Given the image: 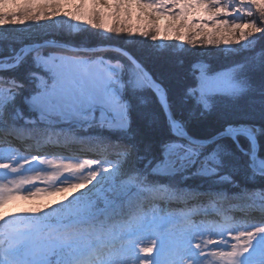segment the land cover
Listing matches in <instances>:
<instances>
[{"label": "rangeland", "instance_id": "rangeland-1", "mask_svg": "<svg viewBox=\"0 0 264 264\" xmlns=\"http://www.w3.org/2000/svg\"><path fill=\"white\" fill-rule=\"evenodd\" d=\"M22 1L0 0V38L23 43L11 53V58L19 55L25 45H30L38 31L63 19V24L71 31L93 30L100 35L124 39L134 47L184 53L193 61L197 59L192 65L197 80L192 94L203 107L202 92L208 105V96L213 94L237 100L248 94L255 97V103H264V31L248 35V29L234 27L255 22L264 29V17L257 12L252 0H27L26 6L40 4L56 16L17 21L19 16L10 15L16 14ZM133 4L136 5L134 10L129 7ZM205 4L208 11L201 14ZM218 8L227 11L217 14ZM7 12L10 15L1 19ZM9 18L12 21H6ZM176 18L179 20H172ZM166 24L178 26L170 29ZM181 35L185 36L184 40L179 39ZM225 39L229 42L225 43ZM35 50L30 51H34L33 58L44 74L36 78L35 92L32 91L33 95L25 104L27 112L38 115L18 121L11 125L13 128H5L8 132H0V165L10 163L18 167L17 171H12L0 166V225H10L19 234L16 241L8 240L0 228V243H4L0 247V264H223L219 254L230 251L232 244L244 246L251 240L259 246L264 234H257L255 239L245 229L255 233L253 226H264V211H261L264 200L256 201L255 207L244 208L242 212L230 208L229 204L224 209L215 207L212 199L200 194L193 201L199 208H179V201L190 202L193 197L180 195L173 200L163 199L155 188L149 187L147 191L138 187L136 193L115 202L118 205L135 202L136 209L139 208L137 213L125 215L124 222L101 218L106 207L97 209L99 197L120 188L124 162L111 155L98 161L95 153L72 152L71 142L80 136L73 131H58L56 127L68 126L69 122L85 124L91 109L101 107L112 120L97 125L122 129L126 125L124 88L142 93L148 87L135 68L126 66L123 68L125 82L123 69L115 60L58 51L42 54L40 49ZM246 55L243 60L242 56ZM232 60L237 62L226 64ZM4 61L0 60V65L5 64ZM13 91L16 96L22 94L19 88ZM11 97L12 93L0 86V106ZM241 126L253 127L251 132L255 137L259 132L253 123L226 128ZM99 133L97 131L93 137L98 138ZM238 137L233 140L240 149ZM241 137L246 139L248 150L241 148L240 151L249 157L252 143L249 138ZM86 140L95 141L94 138ZM32 142L37 150L30 145ZM219 155L220 151L204 153L196 173L217 176L205 165L204 159L217 165ZM193 157L194 153L172 143L154 169L162 175L178 176L190 168ZM248 160L250 166V157ZM258 163L264 168V161ZM234 194L235 198L246 196L240 191ZM167 196L170 197L171 192ZM220 211L231 217L230 227L223 230L216 227L225 223ZM17 212L24 213L23 219L16 216ZM91 214L94 215L89 218ZM78 217L82 218L77 222ZM161 217L166 218V222L154 231V223ZM185 237L188 251L181 255L174 241ZM197 244L200 249L195 248ZM24 245L27 248L17 257ZM149 247L153 252L146 254L143 249ZM242 258L254 259L256 253L253 251L252 257L245 254Z\"/></svg>", "mask_w": 264, "mask_h": 264}, {"label": "trees", "instance_id": "trees-1", "mask_svg": "<svg viewBox=\"0 0 264 264\" xmlns=\"http://www.w3.org/2000/svg\"><path fill=\"white\" fill-rule=\"evenodd\" d=\"M26 3L27 0L20 2L15 11L16 14L10 15V12H7L1 19L8 17V15L11 17L14 15L13 17L19 16L16 19L17 21L28 18L32 21L33 18L45 20L56 16V14L47 12L40 4L31 7L30 4L26 6ZM62 20L60 19L57 24L38 31L30 40V44L52 41L75 47L119 46L128 51L145 68L154 81L162 86L172 114L191 137L208 138L224 130L228 125L239 126L253 123L259 129L256 135L258 158L264 161V103L262 105L255 103L253 95L246 94L240 100H237L225 95L213 94L208 96L210 98L208 107H203L198 102V97L192 94V91L196 90L197 86L196 75L193 72L192 65L197 62V59L193 61L191 56L182 52L181 55H178L165 50L159 51L157 48L134 47L130 42H125L124 39L113 37L112 35H100L93 30L71 31L63 24ZM6 21H12V19L9 18ZM20 44L11 43L7 37H1L0 60L4 61L7 58H11V53L15 52ZM54 51L63 52L64 54H81L90 58L102 57L109 61H118L121 69L125 66L130 67V69L134 68L122 54L112 50L90 52L81 50L69 51L59 47H43L40 53L47 54ZM33 55L34 53L30 52L20 59L17 65L0 70V86L12 91L19 88L22 91V94L18 96L15 93V97H13L15 106L12 109H8L6 113L7 120L13 119L11 115H13L15 107L18 109L25 107V100L35 90L36 78L44 74L43 69L39 66L38 61L34 60ZM247 56H242V59L244 60ZM15 60L16 57H13L8 61H4V63L8 64ZM234 60L226 64L232 65L236 63L237 61ZM125 71L123 69V79L126 76ZM122 78L120 76L119 79ZM124 81L126 82L125 79ZM122 98L125 100L124 110L127 127L122 129H110L108 127L98 129L102 131V137L104 138H98L97 144L103 145L102 147L107 149L108 155H112V158L124 162L125 165L124 173L121 176V184H119V187H121L118 190L107 192L106 196L108 199L109 197H118V202L136 193L138 186L135 185V181H138L139 186L143 189L149 187L153 189L155 187L158 191L160 190L159 193H162V196L171 191L174 198L180 195L189 196L191 191L184 189L190 187L189 185L202 186L208 190L223 186L233 191L242 189L246 193L243 199L247 200V202L264 197V186H262L264 185V175L252 172L249 166L248 154L240 151L241 148L248 150L245 138L238 137L240 149L230 137H221L206 146L191 145L173 133L159 98L152 90L145 88V91L141 93L135 90L131 91L125 87ZM85 143V145H81L80 149L82 151L87 150L88 146L95 144ZM172 143H180L196 153L192 166L178 176L176 174L158 175L154 167L161 163L166 147ZM210 151H220L218 158L220 164L213 165L210 160L204 159L206 163L216 169L217 176L197 174L198 160L203 159V154ZM217 196L221 198L220 203L228 197L224 193H220ZM212 200L215 201L214 199ZM237 200V198H233V201ZM104 207H106L104 209L105 214L101 218L110 222L114 219L124 222L125 215L133 211L137 213L139 209H136L137 203L135 202H128L122 205L116 203V208L113 211H109L111 207H108V205L101 208ZM16 216H20V219H23L24 213L17 212ZM2 227L3 224L0 225V228Z\"/></svg>", "mask_w": 264, "mask_h": 264}, {"label": "water", "instance_id": "water-1", "mask_svg": "<svg viewBox=\"0 0 264 264\" xmlns=\"http://www.w3.org/2000/svg\"><path fill=\"white\" fill-rule=\"evenodd\" d=\"M45 46H58V47L64 48V49L69 50V51L81 50V51L95 52V51H102V50H112V51H116V52L122 54L133 65V67L138 72V74L140 75V77L142 78L144 83L147 85V87L150 90H152L154 92V94L160 99L161 104H162L163 109L166 113V116L168 118V121L170 123V126L172 128L173 133L175 135H177L179 138H182L183 140L189 142L190 144H193L196 146H206L207 144H209V143H211V142H213V141H215L221 137H230V138H232V140L236 137V135L237 136L241 135V136L247 137L242 132L241 128H233L235 130L234 132H228L227 128H226L228 126H226L224 130H222L219 133H217L213 136H210L208 138H193V137H191L184 130V128L180 124V122L172 114V112L169 108L168 102H167V97H166L165 91L162 88V86L154 81V79L149 75V73L145 70V68L128 51H126L125 49H123L119 46H116V45H97L94 47H75V46H72L69 44L60 43V42L57 43V42H52V41L33 43L30 45H25L24 50L22 51L21 54H19L16 57L15 61L8 63V64L0 65V70L1 69H8V68H11V67L17 65L18 62L20 61V59H22L26 54L31 52L30 51L31 49H36L35 51H37L38 49H41V47H45ZM161 97H163V100L161 99ZM12 108L13 107H12V103H11L6 107L7 112H8V109H12ZM15 108L16 109H14V111L12 113L13 115H11L14 123H17L18 121H22L26 117L31 118L32 115H35V114L38 115L36 112H27L26 111V104H25V107L23 109H18L17 107H15ZM6 117H7V115H6ZM111 120H112L111 117L108 116L107 112L103 108L94 107L93 109H91V116L85 122V124H81L78 122H69L68 126H59V127H56V129L62 130L65 132H68V131L81 132L83 136L89 137V136H93L92 134H94V133H92L90 131L86 133L84 128L90 127L92 125H97V124H106V123L111 122ZM99 132L101 133L102 131L99 130ZM234 135H235V137H234ZM249 157H250L251 163H252L250 165V169L252 170V172H254L256 174L264 175V168H260L258 165L259 164L258 161H260V160L258 158V143H257L256 137H255V144H252V151L249 153ZM189 186L190 187H193V186L197 187V189L203 188L202 186H197V185H189ZM221 188L222 189H228L225 186H223ZM5 232H6V235L12 239L18 238V235H16L15 232L10 228H6Z\"/></svg>", "mask_w": 264, "mask_h": 264}, {"label": "snow or ice", "instance_id": "snow-or-ice-1", "mask_svg": "<svg viewBox=\"0 0 264 264\" xmlns=\"http://www.w3.org/2000/svg\"><path fill=\"white\" fill-rule=\"evenodd\" d=\"M252 3L256 5V10L259 12V14L264 17V0H252ZM133 10L136 9V5H129ZM208 11V6L205 4L202 8L201 14H206ZM227 9L223 8H218L216 9V13H224L226 12ZM252 13H249L251 15ZM173 21L179 20V18L172 19ZM170 29L175 28L178 25L176 24H166ZM223 27V26H221ZM235 28H242V29H248V35H252L253 33H258L261 31H264V29H261L257 26L255 22L247 23V24H237L234 26ZM185 29L181 28V31H184ZM242 39L243 37L240 36ZM180 40H184L185 36L181 35L179 37ZM209 43H212L211 40L208 41ZM225 43L229 42L228 40H224ZM163 100V97H161ZM200 100L203 102L204 106L207 108L208 107V102L207 99L205 98L204 93H201ZM242 132L249 138V141L252 144H255V136L252 134L251 130L248 128H244L241 126ZM228 132H234L235 130L231 127L227 129ZM215 156V153H213V157ZM5 168H11L12 171H17L18 167H13L10 163H4L0 165ZM261 211H264V203L261 205ZM182 215H187V214H182ZM141 220H143V217H141ZM230 221L231 217H225V223L216 225V227L220 230L225 229L226 227H230ZM166 222V218L161 217L157 222L154 223L153 230L156 231L159 229V227ZM187 223H190L189 221L186 220ZM255 227L256 231L255 233H252L250 230L245 229V231L249 232V235H254L255 239L257 237V234H264V226H253ZM237 240L240 238L239 236L235 237ZM176 248L181 255H185V253L188 251V246L186 242V237L185 238H177L174 241ZM200 245H195V248L200 249ZM143 251L146 254H150L153 252V248H145ZM253 251L256 253V258L254 259H249V258H242L245 257V254H247L248 257H252ZM219 258L223 261V264H264V240H262L259 243V246L254 245L253 241H249L246 245L241 246L238 244H232L231 245V250L228 251L227 253H221L219 254Z\"/></svg>", "mask_w": 264, "mask_h": 264}, {"label": "bare ground", "instance_id": "bare-ground-1", "mask_svg": "<svg viewBox=\"0 0 264 264\" xmlns=\"http://www.w3.org/2000/svg\"><path fill=\"white\" fill-rule=\"evenodd\" d=\"M247 128L253 131V127L248 126ZM259 167L261 168L262 166L259 164Z\"/></svg>", "mask_w": 264, "mask_h": 264}]
</instances>
